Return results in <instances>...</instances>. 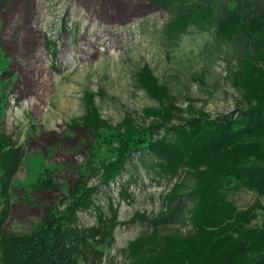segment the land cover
<instances>
[{
	"label": "rangeland",
	"instance_id": "374dc122",
	"mask_svg": "<svg viewBox=\"0 0 264 264\" xmlns=\"http://www.w3.org/2000/svg\"><path fill=\"white\" fill-rule=\"evenodd\" d=\"M166 1L164 8L151 0H0V92L6 100L0 101V126L23 153L5 231L30 234L47 208L56 209L61 195L81 179L96 192L94 207L77 212L78 225H97L98 212L111 220L78 264H127L128 241L152 229L150 222L132 218L166 213L164 195L178 177L156 173L150 168L153 157L142 152L131 155L117 178L103 184L101 172L93 169L102 160H114L111 147L102 135L94 139L68 127L83 114L85 93L108 123L114 125L131 112L138 124L147 125L150 119L142 109L157 103L136 85L135 72L148 65L181 108L216 117L244 106L230 76L243 43L215 35L216 20L235 0ZM191 2L208 4L216 17L170 36L167 21ZM46 180L55 188L38 191L36 184ZM231 198L240 208L264 205V198L247 190ZM183 216L185 212L157 227L161 233L179 229L184 234L189 225ZM262 217L259 210L256 222Z\"/></svg>",
	"mask_w": 264,
	"mask_h": 264
},
{
	"label": "trees",
	"instance_id": "16d2710c",
	"mask_svg": "<svg viewBox=\"0 0 264 264\" xmlns=\"http://www.w3.org/2000/svg\"><path fill=\"white\" fill-rule=\"evenodd\" d=\"M151 1L167 7L166 0ZM182 6L165 26L172 37L216 17L208 4L191 2ZM215 35L226 42L243 43L230 71L231 82L240 91L244 104L234 113L211 117L202 109L179 107L167 85L148 65H143L135 72L136 85L157 103L142 109L149 124H138L131 112L114 125L108 123L86 92L83 114L68 125L86 131L94 139L102 135L100 139L111 147L114 160H102L93 169L101 172L105 185L124 170L131 155L142 152L153 157L150 168L156 173L169 179L178 177L164 195L166 213L152 219L137 213L132 218L150 222L152 229L128 241L127 264H264V217L256 222L264 205L240 208L231 198L232 193L241 190L264 198V1L259 4L258 0H235L216 20ZM52 51L55 55L56 50ZM3 96L0 92V101L5 103ZM2 128L0 264H78L91 241L102 238V227L111 220L98 212L97 225L85 228L77 223L78 211L94 207L92 196L96 189L86 187L79 179L61 195L56 209L47 208L30 234L5 231L12 182L23 153ZM54 185L46 180L37 183L36 188L48 191ZM124 197H128L125 192ZM60 206L63 207L59 209ZM183 212V222L189 225L184 234L179 229L160 232V222Z\"/></svg>",
	"mask_w": 264,
	"mask_h": 264
}]
</instances>
